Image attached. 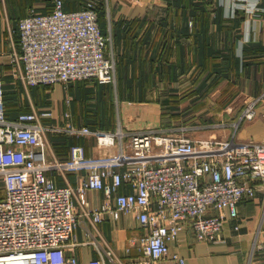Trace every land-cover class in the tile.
Listing matches in <instances>:
<instances>
[{"label": "built area", "instance_id": "built-area-1", "mask_svg": "<svg viewBox=\"0 0 264 264\" xmlns=\"http://www.w3.org/2000/svg\"><path fill=\"white\" fill-rule=\"evenodd\" d=\"M53 1L48 12L29 7L19 20L18 43L10 51L0 44V56L10 57L15 75L29 86H68L76 80L115 84L116 62L107 55L99 1L85 0L83 7L70 11L63 0ZM258 1L236 2L226 14L233 17L239 7L248 9ZM263 96L248 102L235 129L243 119L255 117ZM48 114L31 110L8 118L0 77V264H80L71 242L80 216L97 223L104 212L113 219L136 213L146 232L141 248L147 260L142 264H155L168 254L185 264L178 252L170 251L181 230L188 229L198 241L220 242L226 218L221 211L227 208L236 216L241 200L258 190L264 194V140L195 137L185 128L145 129L127 140L120 129L41 122ZM48 132L94 136L98 145L114 150L88 157L85 147L75 143L61 160L49 156ZM82 170L86 173L77 185H59L51 175ZM126 184L132 191L119 192L115 205L89 207L87 190L109 197ZM93 243L101 252L103 245L96 239ZM102 252L112 259L111 250ZM88 264L107 263L93 258Z\"/></svg>", "mask_w": 264, "mask_h": 264}, {"label": "crops", "instance_id": "crops-1", "mask_svg": "<svg viewBox=\"0 0 264 264\" xmlns=\"http://www.w3.org/2000/svg\"><path fill=\"white\" fill-rule=\"evenodd\" d=\"M63 1L70 11L81 8L85 0ZM98 1L106 8L107 55L116 62V83L76 80L68 86L61 82L29 86L15 75L10 57L0 56L8 118L15 119L23 111L47 112L40 119L45 124L71 122L92 129H120L128 140L132 133L145 129H172L179 119L215 117L218 121L204 123L222 128L223 136L218 138L235 135L243 140H264V96L255 106V117L243 119L235 129L248 102L264 93V0L250 2L248 9L239 7L233 17L227 16V11L244 0H153L149 4L141 0ZM53 3L0 0V44L4 49L10 51L18 43L16 21L27 15L29 7L44 13ZM202 47L207 56L199 65L194 53ZM211 103L216 111H207ZM189 105L190 111L198 105L202 108L190 115L189 108L184 110ZM173 109L179 119L166 126L164 118ZM223 118L229 121L225 123ZM45 137L49 156L61 160L69 157L75 143L85 147L88 157H100L112 149L101 147L90 135L48 132ZM85 173L53 171L51 175L64 186L77 185ZM122 190L131 192L132 187L126 184L109 197L101 190H87L89 207L115 205V197ZM74 204L79 209L77 199ZM237 210L236 216H231L227 208L221 211L226 216L222 241H198L183 229L170 251L178 252L185 264H264L263 191L241 200ZM145 233L135 212L118 219L104 212L103 220L97 223L87 215L80 216L71 242L80 264H88L93 258L107 264H142L147 260L141 248ZM95 239L103 249L112 251V259L94 245ZM155 264L180 263L168 254Z\"/></svg>", "mask_w": 264, "mask_h": 264}, {"label": "rangeland", "instance_id": "rangeland-1", "mask_svg": "<svg viewBox=\"0 0 264 264\" xmlns=\"http://www.w3.org/2000/svg\"><path fill=\"white\" fill-rule=\"evenodd\" d=\"M141 1H142L143 4L145 3V1H147L146 3L149 4L153 0H141ZM114 7H115V5H114ZM101 20H102V18H101ZM18 26H19V19H17V21H16V27H15V29H17ZM106 27H107V25H106ZM191 106L192 105L184 106V110H187V108H189L188 112L190 113V115L193 112H195L194 110H197L198 111L199 109L202 108L201 107L202 105H198L197 107L193 108L190 111ZM207 111H209V112L216 111L215 105H213V103H211L210 105H208ZM207 117H209V116H207ZM179 120L181 122L178 121L177 122V125L174 126L173 128H175V129L185 128L186 129L185 133L188 134V135L195 136V137H214V138H218V137H222L223 136V130H222V128L215 127L216 125L215 126H213V125L208 126L209 123H207V122L204 123L205 120L206 121L209 120L210 122L218 121V119H215V117H213V118H210L209 117L208 119H206V118L200 119V117L194 116V117H192V119L190 121H188V120L186 121L184 119H179ZM221 121H222V118H221L220 122ZM223 121L226 123V121H229V120H227L226 118H223Z\"/></svg>", "mask_w": 264, "mask_h": 264}, {"label": "trees", "instance_id": "trees-1", "mask_svg": "<svg viewBox=\"0 0 264 264\" xmlns=\"http://www.w3.org/2000/svg\"><path fill=\"white\" fill-rule=\"evenodd\" d=\"M85 2V1H84ZM84 6V3L82 4V6L81 7H83ZM65 9V8H64ZM79 9V8H78ZM66 10V9H65ZM98 11H99V16H100V26H101V30H102V32L106 35V33H107V27H106V25H107V21L105 20L106 19V17H105V14H106V8H105V4H103L102 2H99V5H98ZM207 12L204 10V13H203V15L205 16V14H206ZM200 16V15H199ZM101 18H102V20H101ZM103 21V22H102ZM190 23V22H189ZM126 26V23H124L123 24V27H125ZM194 26H195V23H194ZM197 49L198 48H196L195 49V51H197ZM211 54H214L215 56H218L216 53H211ZM195 56H197L198 57V59H197V62L196 61H193V63L194 62H196V63H200L201 65L202 64H204L203 63V58L205 57V56H207V54H205L204 53V47H202L201 49H200V51L199 52H195L194 53V57ZM194 60H195V58H194ZM243 64L245 63V59H242V60H240ZM192 63V64H193ZM198 63V64H199ZM199 64V65H200ZM121 71V70H120ZM119 71V72H120ZM209 76H210V74H209ZM98 82V81H97ZM100 83V82H99ZM102 84H110V83H102ZM5 96H6V92H5ZM5 99H6V97H5ZM173 107L174 106H177V107H179L178 105H175V104H173L172 105ZM193 107H194V103H193ZM173 112H171V114H168V115H166V117L164 118V120H165V125L166 126H171L173 123L172 122H174V121H176V120H178L177 118H175V117H177V116H179V113H177V111L175 112V110L173 109L172 110ZM192 119V117H189V118H186V121L187 120H191ZM91 128V127H90Z\"/></svg>", "mask_w": 264, "mask_h": 264}]
</instances>
